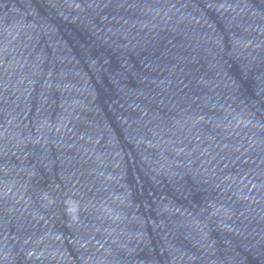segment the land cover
<instances>
[{
  "label": "water",
  "instance_id": "obj_1",
  "mask_svg": "<svg viewBox=\"0 0 264 264\" xmlns=\"http://www.w3.org/2000/svg\"><path fill=\"white\" fill-rule=\"evenodd\" d=\"M0 264H264V0H0Z\"/></svg>",
  "mask_w": 264,
  "mask_h": 264
}]
</instances>
